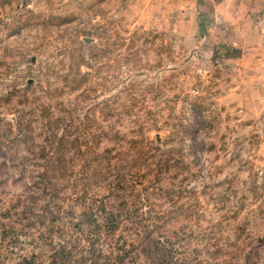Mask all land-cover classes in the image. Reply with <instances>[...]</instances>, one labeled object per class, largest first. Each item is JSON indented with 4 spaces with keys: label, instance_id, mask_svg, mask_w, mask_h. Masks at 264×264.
<instances>
[{
    "label": "rangeland",
    "instance_id": "obj_1",
    "mask_svg": "<svg viewBox=\"0 0 264 264\" xmlns=\"http://www.w3.org/2000/svg\"><path fill=\"white\" fill-rule=\"evenodd\" d=\"M0 264H264V0H0Z\"/></svg>",
    "mask_w": 264,
    "mask_h": 264
}]
</instances>
